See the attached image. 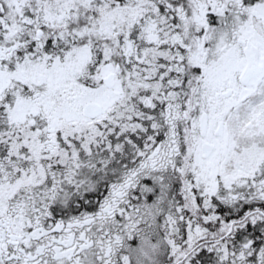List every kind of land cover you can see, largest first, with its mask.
Returning a JSON list of instances; mask_svg holds the SVG:
<instances>
[{
	"label": "snow or ice",
	"instance_id": "obj_1",
	"mask_svg": "<svg viewBox=\"0 0 264 264\" xmlns=\"http://www.w3.org/2000/svg\"><path fill=\"white\" fill-rule=\"evenodd\" d=\"M0 264H264V0H0Z\"/></svg>",
	"mask_w": 264,
	"mask_h": 264
}]
</instances>
